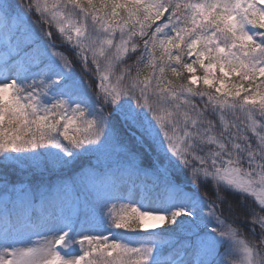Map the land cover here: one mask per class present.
Instances as JSON below:
<instances>
[{"label": "snow or ice", "instance_id": "6c2138e0", "mask_svg": "<svg viewBox=\"0 0 264 264\" xmlns=\"http://www.w3.org/2000/svg\"><path fill=\"white\" fill-rule=\"evenodd\" d=\"M0 264H264V0H0Z\"/></svg>", "mask_w": 264, "mask_h": 264}]
</instances>
